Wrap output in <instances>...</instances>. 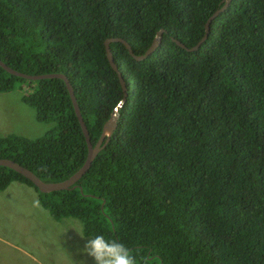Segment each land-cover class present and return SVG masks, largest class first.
<instances>
[{
  "label": "trees",
  "instance_id": "trees-1",
  "mask_svg": "<svg viewBox=\"0 0 264 264\" xmlns=\"http://www.w3.org/2000/svg\"><path fill=\"white\" fill-rule=\"evenodd\" d=\"M224 0H0V59L27 74L70 80L93 144L124 97L118 125L90 169L65 190L44 193L0 166V191L35 187L53 217L78 219L154 264H264V0H232L194 51ZM29 82L25 102L54 122L31 140L0 136V159L63 181L88 145L66 82L30 80L0 65V92Z\"/></svg>",
  "mask_w": 264,
  "mask_h": 264
},
{
  "label": "rangeland",
  "instance_id": "rangeland-1",
  "mask_svg": "<svg viewBox=\"0 0 264 264\" xmlns=\"http://www.w3.org/2000/svg\"><path fill=\"white\" fill-rule=\"evenodd\" d=\"M29 82L0 92V136L20 135L35 140L54 122L37 119L36 109L24 101ZM38 190L21 181L0 191V264H94L81 252L87 239L78 219L56 220L45 208Z\"/></svg>",
  "mask_w": 264,
  "mask_h": 264
},
{
  "label": "water",
  "instance_id": "water-1",
  "mask_svg": "<svg viewBox=\"0 0 264 264\" xmlns=\"http://www.w3.org/2000/svg\"><path fill=\"white\" fill-rule=\"evenodd\" d=\"M231 2H232V0H224L223 5L219 9H217L209 17V19L206 22V33L202 37V39L198 42L197 45H195L193 47H187L180 40L174 39V41L180 47H182L188 51L197 50L203 44V42L207 39L212 21L216 17H218L222 12H224L229 7ZM163 33H164V29L159 30V32L157 33V36L155 37L152 45L143 54H135L130 43L122 37H113V38L106 39L105 46H106L107 57H108V60L111 64L112 68L115 71H117V73L119 75L120 83H121L123 91H124V97L120 101L118 106L115 108V111L113 112L111 117L105 123V125L103 127V132H102L98 142L95 145L92 142L89 129L87 127L86 121L83 118V115H82V112H81V109H80L74 88H73L70 80L68 79V77L65 74H63V73L27 74V73H23L21 71H18L16 69L10 67L7 63H5L3 60L0 59V65L6 71L11 73L12 75L24 77V78H27L30 80H40V79H45V78H61V79H63L66 82L68 91L70 93V96H71V99H72V102L74 105L76 115L78 117V120L80 122V125L82 127V130H83V133L85 135L87 145H88V155H87L86 161L83 164V166L75 174H73L71 177H69L68 179L63 180V181H58V182L43 181L32 170H30L27 167L19 164L18 162H15L14 160L8 159V158L0 159V166L9 167V168L15 170L16 172L22 174L23 176H25L26 178L31 180L39 188V190L41 192H44V193H49L52 191L65 190V189L70 188L72 185H74L90 169V167L92 166V163H93L94 159L96 158V156L109 142L110 138L112 137V135H113V133H114V131L118 125L119 108L124 104V102L126 101V98L128 96L127 84H126L125 79L123 78V76H122V74L118 68V65L115 62L113 51L111 49V43H113V42L123 43L127 47V49L129 50L130 54L136 60L141 61V60H144L149 55H151L159 47V45L161 44V41H162Z\"/></svg>",
  "mask_w": 264,
  "mask_h": 264
},
{
  "label": "clouds",
  "instance_id": "clouds-1",
  "mask_svg": "<svg viewBox=\"0 0 264 264\" xmlns=\"http://www.w3.org/2000/svg\"><path fill=\"white\" fill-rule=\"evenodd\" d=\"M81 237L82 235L78 230ZM81 252L90 257L94 264H154V257L150 254L135 253L124 243L116 239H106L104 235L97 234L87 239Z\"/></svg>",
  "mask_w": 264,
  "mask_h": 264
}]
</instances>
